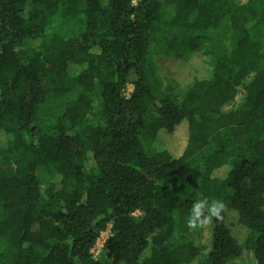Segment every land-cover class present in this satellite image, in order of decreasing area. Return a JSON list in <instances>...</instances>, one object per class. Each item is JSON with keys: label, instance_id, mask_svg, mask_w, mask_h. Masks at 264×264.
Here are the masks:
<instances>
[{"label": "trees", "instance_id": "16d2710c", "mask_svg": "<svg viewBox=\"0 0 264 264\" xmlns=\"http://www.w3.org/2000/svg\"><path fill=\"white\" fill-rule=\"evenodd\" d=\"M202 40L208 73L178 96L150 50ZM72 96L62 121L36 127L48 101ZM181 126L176 156L158 138ZM0 135V264L239 259L225 212L188 229L203 198L238 213L246 249L264 264V0H0Z\"/></svg>", "mask_w": 264, "mask_h": 264}, {"label": "rangeland", "instance_id": "374dc122", "mask_svg": "<svg viewBox=\"0 0 264 264\" xmlns=\"http://www.w3.org/2000/svg\"><path fill=\"white\" fill-rule=\"evenodd\" d=\"M61 25V19L56 16L52 18L50 24L44 30L46 34L56 32ZM39 39L31 36L27 41V46L34 49L38 46ZM211 49L210 42L204 40L196 42L194 47L179 48L173 53L166 54L163 50L152 48L150 50L151 62H153L155 74L160 78L165 88H171L172 93L181 96L187 88L193 83L196 78H201L208 73V69L203 64V54ZM132 92V87L128 86L125 95L128 96ZM74 96L70 98L65 104L59 101H48L40 110L35 123L43 132L54 126L57 122L62 121L63 115L66 114L69 108V102L73 101ZM93 106H97L94 102ZM94 110V109H93ZM185 127H179L174 134L161 133L158 141L160 147L167 148L176 156H179L185 146ZM6 144V137L0 135V146L4 147ZM221 174V172H219ZM39 178L43 185L53 179V172L44 169ZM225 225L230 232L232 238L241 249V256L239 259L228 262L227 264H256L252 254L246 249L245 242L248 238V230L239 222L238 213L229 208L226 204L225 208ZM135 219L138 213L134 214ZM37 229V226L34 227ZM110 236L109 228L101 233L99 239L95 243L91 253L94 259H99L101 256L103 244ZM179 241V234L176 232L168 242V248L173 249ZM2 245L0 243V250Z\"/></svg>", "mask_w": 264, "mask_h": 264}, {"label": "clouds", "instance_id": "9594fccd", "mask_svg": "<svg viewBox=\"0 0 264 264\" xmlns=\"http://www.w3.org/2000/svg\"><path fill=\"white\" fill-rule=\"evenodd\" d=\"M226 205L222 199H195L189 214L186 217V225L190 231L205 228L213 223V219L220 221L224 217Z\"/></svg>", "mask_w": 264, "mask_h": 264}, {"label": "built area", "instance_id": "2783aa9c", "mask_svg": "<svg viewBox=\"0 0 264 264\" xmlns=\"http://www.w3.org/2000/svg\"><path fill=\"white\" fill-rule=\"evenodd\" d=\"M135 2V1H134Z\"/></svg>", "mask_w": 264, "mask_h": 264}]
</instances>
